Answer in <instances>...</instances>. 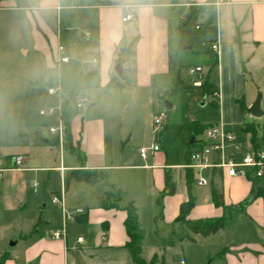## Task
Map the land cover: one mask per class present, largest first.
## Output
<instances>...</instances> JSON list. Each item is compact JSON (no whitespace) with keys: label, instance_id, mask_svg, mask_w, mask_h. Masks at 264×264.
I'll use <instances>...</instances> for the list:
<instances>
[{"label":"crops","instance_id":"0c3cea01","mask_svg":"<svg viewBox=\"0 0 264 264\" xmlns=\"http://www.w3.org/2000/svg\"><path fill=\"white\" fill-rule=\"evenodd\" d=\"M28 1L35 2V6L20 8L13 0H1L0 11L19 13L26 17L33 15L36 30L46 37L48 34L54 37L58 45L60 41L57 26L61 14V0ZM101 1L107 3L98 7V46H85L81 42H75L69 49L70 56L83 64V93L90 100L89 105L82 111L71 113L70 130L76 154L69 152L73 159L78 160L77 164H65V150L60 152L56 137L50 133L53 125L48 127L49 135L41 128L32 130L33 139L28 138L31 134L25 132L17 135L21 149L25 150L15 154L25 157L22 169L14 168L12 157L15 155L9 160L0 158V168L3 170L0 172V264H90L98 249L114 256L116 261L121 262L118 260L121 258L120 264H133L126 247L129 241L125 225L127 211L97 207V199L107 189L104 186L94 187L101 190H97L90 205L76 207L68 201L67 196L74 187L83 183L70 184L66 192L67 208L71 213L83 209L88 217L87 223H78L77 218L81 215H77L73 221L67 222L66 239L54 238L53 232L62 227L64 215L62 209L52 203V195L63 190L65 174L79 168L106 173L109 184L120 191L121 206L134 202L138 214L143 202L152 207L158 205L163 211L161 219L165 218L173 227L180 223L186 227V223L177 222L176 219L181 205L192 197L194 207L187 217L188 221L222 218L227 220L225 228L215 235L207 238L194 236L195 246L206 247L205 261L213 257L210 264H264V196L256 198L257 186L252 181L243 177H228L223 172L216 171L207 173L211 181L209 186L199 187L195 181L189 186L187 170L182 167L187 162V148L183 146L185 150L182 151V157L175 163L170 160L169 153L159 140V151L151 153L146 159L140 156L142 147H151L154 144L153 116L161 112V100L164 99L167 87L173 83V26L179 29L184 25L185 16L193 6L211 5L215 10L218 23L217 41L220 46V53L217 54L211 45V54L214 56H205V66L196 65L203 68L204 78L215 84L217 83L211 80V71L216 69L219 76L221 75V83L217 84L220 92V119L199 123L224 125L227 122L233 126L240 122L239 119L225 118L222 100V92L225 90L224 76L226 68L234 66L236 73L240 72L242 77L247 76L252 80L256 65L263 63L264 66V0ZM129 13L134 14L135 19L123 22V18ZM209 15L208 11L201 13L199 22H206ZM54 19L58 20L56 36L47 24V20ZM173 20L177 25L172 23ZM87 21L86 19L85 22ZM195 44L197 43L188 47L192 48ZM76 45L79 48L74 53L72 49ZM39 50L45 59L47 73L58 75L54 63L55 52H50L44 45ZM27 53L29 54L28 51ZM119 60H123V78L117 81L114 68ZM241 64L244 66L242 72L239 69ZM45 81L56 82L49 77ZM126 92L135 100L143 93H148L153 99L150 101L153 105L152 113L144 126L147 131L150 128V133L142 138L139 145H135L131 127L124 125L123 119L118 120L120 114L117 111L122 109L123 103L115 104L113 101L111 104L105 100L107 96H120ZM205 99L206 102L210 100ZM202 100L198 101L199 105ZM252 104L246 107L247 112ZM164 107L166 110L173 108L167 101L164 102ZM247 123H254L256 127L259 125L250 115L241 125V140L250 137V134L243 132ZM167 127L168 124L165 123L164 130ZM36 148L53 152L60 159V164L44 167L32 165L35 157L30 151ZM43 173H47L48 187L38 190ZM53 173L59 174V189L56 190L49 186L54 178ZM167 177L176 185L173 195L167 194ZM34 182L38 183L36 191ZM213 186L218 187L223 195L222 207H216L213 203ZM239 211L247 214L244 220H239ZM140 219L139 214V224ZM36 222L40 224L33 233ZM103 224H106V230ZM80 226L88 227V230L93 227L98 239L91 242L87 231L86 239L77 233L76 242L72 243L76 227ZM155 226V236L162 240L160 227L158 224ZM78 238H83V242L79 243Z\"/></svg>","mask_w":264,"mask_h":264},{"label":"rangeland","instance_id":"374dc122","mask_svg":"<svg viewBox=\"0 0 264 264\" xmlns=\"http://www.w3.org/2000/svg\"><path fill=\"white\" fill-rule=\"evenodd\" d=\"M13 1L20 8L35 6V2H29L28 0ZM76 4H69L65 9L66 14H78L81 7ZM56 22H58L56 19L54 21L47 20V24L55 36ZM84 23L83 19H78L77 35L82 34ZM172 23L177 25L175 20ZM57 27L59 28V23ZM178 30L177 26H173L171 38L173 83L167 87L164 99L161 100L160 111L167 113L165 123L168 124V127L164 130V124L156 135V142L158 143L159 140L163 144L165 150L169 153L170 160L175 163L180 156L182 157V151L185 150V147L183 148L185 146L184 138L181 134L182 124L190 121L202 123L219 121L221 113L210 105L212 98H209L210 100L205 106H200L198 101H201L202 97L196 89L178 88L179 78L185 86H193L192 83L197 78L191 73V69L199 64L205 66V56H214L211 54L210 49L212 42H201L195 44L192 48L188 46L181 48L180 31ZM41 45L48 47L50 52L52 50V53L56 51L54 49L58 46L54 37L52 38L49 34L46 37L39 30H36L33 15L26 17L19 13L0 11V158L9 160L11 156L25 151L21 149V143L16 139L20 132L31 134L28 138L33 139L32 130L41 128L44 133L49 135L48 127L57 124L54 117L40 115L41 109L47 110L53 105L47 88L49 85H54L55 82H48L45 79L49 77L53 81H57L58 77L55 73H47L45 59L39 50ZM78 48L79 46H74L72 52H77ZM256 66L255 73H252V80L247 76L246 78L242 77L240 72L236 73L237 69L234 66L226 68L223 82L225 90L222 92L224 115L226 120L239 119L240 122L234 123L233 126H230L227 122L223 123L238 138L243 136L241 125L250 117V113L245 110L246 107L259 98L261 108L264 111V66L263 63H258ZM239 69L242 72V69H244L243 64L239 65ZM210 75L212 81L217 84L221 83V75L219 76L216 69H213ZM116 80L120 81L121 78L117 75ZM105 100L111 102V104L113 101H115V104L116 102L123 103L122 109L117 111L118 115L120 114L118 120L123 119L124 125L131 127L136 141L135 145H139L142 138L150 133V128L148 127L147 131L144 126L149 121V114L152 113L153 109L152 102L150 103L153 100L151 96L148 93H143L135 100L126 92L120 96H107ZM165 101L169 102L173 108L166 110L164 107ZM76 103L77 99L72 105L71 113L82 111V109H77ZM253 120L259 124L256 130L260 138L264 139V115L260 118L253 117ZM248 139H251V136ZM69 146L71 147L70 144ZM69 151L75 154L72 149L66 150L65 148L63 152L65 164L76 165L78 160L73 159ZM30 153L35 157L32 164L34 166H58L60 164V159L56 158L53 152L49 153L46 149L36 148L31 150ZM53 177L49 186L55 190L59 189V174L53 173ZM40 178L38 190L41 187H48L47 173L41 174ZM98 189L101 190V188L80 184L79 187H74L67 196L68 201L76 207L90 205L95 199ZM162 213L163 211L158 205L152 207L145 202L142 203L140 208L141 256L146 264H181V259L185 260V264H210V261L214 258L211 257L210 260L205 261L206 247L202 245L195 246L196 243H190L187 239H184L188 233L187 224L186 227L182 223L173 227L167 223L165 218L161 219ZM238 213L241 215L239 220H244L247 217V214L242 211ZM156 224L160 227L162 240L155 236ZM76 228L74 238L71 240L72 243L76 242L77 233L86 239L87 231L91 242L98 239L93 227L90 230H88V227L80 226ZM212 249L211 247L210 250L212 251ZM118 260L122 262L121 258ZM121 262L116 261L114 256L105 253L102 249H98L95 251L94 259L90 264H120Z\"/></svg>","mask_w":264,"mask_h":264},{"label":"trees","instance_id":"16d2710c","mask_svg":"<svg viewBox=\"0 0 264 264\" xmlns=\"http://www.w3.org/2000/svg\"><path fill=\"white\" fill-rule=\"evenodd\" d=\"M1 1V0H0ZM77 3L78 7H81L80 13L66 14L65 9L69 4ZM107 2L101 0H61V14L59 18V41L65 47L68 56L71 44L75 42H81L85 46L96 47L99 44V19H98V7L106 5ZM210 12V15L206 22L200 23L199 16L203 12ZM87 19L84 23L82 34L77 32L78 19ZM85 31L90 32L89 39L85 38ZM180 31V45L181 48H185L194 43L201 42H215L218 37V23L217 14L211 5L201 7H191L189 12L185 16V24L179 28ZM55 63V57H54ZM60 82L65 92V100L63 103V115L64 124L67 131V138L65 148L71 150L76 154V148L72 145V136L70 130V119L72 105L80 93L84 91L83 84V64L80 60L72 58L67 64H63L60 68ZM178 88H193L196 89L200 97L212 98L210 105L215 109L220 108V98L215 94H220L217 84L205 79L201 87L185 86L182 80H178ZM246 110V109H245ZM211 124H201L199 122L184 123L181 126V134L184 138L185 147L191 148L194 144L191 143L193 136L197 137L202 134L207 127ZM254 123H247L243 131L250 134L251 141L257 143L260 139L258 131L256 130ZM164 131V130H163ZM71 145V147L69 146ZM187 183L192 184L195 181V173L192 170L186 172ZM72 182L83 183L92 187L104 186L106 191L97 199V207L101 209H116L125 210L128 213L126 220V230L129 236V241L126 245L133 264H146L142 258V248L140 245L141 235L139 234V214L134 202L128 203L126 206L120 204V191L108 182V176L106 173L96 170H87L84 168L74 169L68 171L64 176V190L68 191ZM257 186L256 198L264 196V187L255 183ZM176 191V185L171 181V178L167 177V194L173 195ZM213 203L216 207H222L224 205L223 195L218 187H212ZM194 207V200L192 197L183 203L180 208V214L177 217V222H183L187 224V235L184 239H187L190 243H196L194 236H201L207 238L215 235L223 230L226 226L227 220L214 219L209 221H197L190 222L187 217ZM87 214L81 215L77 218V222L80 224L87 223ZM40 222H38L33 233L38 228ZM106 228V224H103ZM194 235V236H193Z\"/></svg>","mask_w":264,"mask_h":264},{"label":"built area","instance_id":"2783aa9c","mask_svg":"<svg viewBox=\"0 0 264 264\" xmlns=\"http://www.w3.org/2000/svg\"><path fill=\"white\" fill-rule=\"evenodd\" d=\"M135 15L127 14L123 18V22L132 21ZM59 34V30H58ZM90 32L85 31V38L89 39ZM212 50L217 54L220 53V46L216 40L212 44ZM70 61V56L67 55L65 47L59 42L55 51V66L58 69L57 81L54 85H49L47 88L48 95L53 100V105L47 110H41L42 116L54 117L57 124L50 128V133L57 139V144L60 152L65 150L67 131L64 124L63 103L65 100V92L60 82V68L63 64ZM96 62V59L94 60ZM196 76L193 86L201 87L204 81L203 68L197 66L192 70ZM219 96V94H215ZM77 109H83L89 105V97L80 93L77 96ZM167 119L165 111L159 112L153 116V131L155 141L151 147H142L140 156L143 159L149 157L151 153L160 150L159 144L156 142L157 133L162 129ZM187 162L182 167L185 170H192L195 173V183L199 187L209 186L211 181L208 172L214 173L221 171L228 177H243L254 184L264 185V139H259L257 143H253L251 139H239L232 130L224 127L222 124H212L206 130L195 137V144L186 150ZM14 168L22 169L25 163L23 155H15L12 157ZM3 171L0 168V172ZM36 191L38 183H33ZM51 201L53 204L62 209L64 215L63 225L60 229L53 232L55 239H66L67 237V222L73 221L77 215L85 214L83 209H78L76 213H71L66 205V192L63 190L60 193L52 195ZM78 242L82 243L83 238H78ZM181 264H185V260L181 259Z\"/></svg>","mask_w":264,"mask_h":264},{"label":"water","instance_id":"95a60500","mask_svg":"<svg viewBox=\"0 0 264 264\" xmlns=\"http://www.w3.org/2000/svg\"><path fill=\"white\" fill-rule=\"evenodd\" d=\"M115 72L120 77L123 78V60H119L115 65ZM207 104L206 99L204 98L202 102L200 103L201 106H205ZM249 113L252 117L260 118L264 115V111L261 108V102L258 98L252 106L249 108ZM195 141V136H193L191 143Z\"/></svg>","mask_w":264,"mask_h":264}]
</instances>
